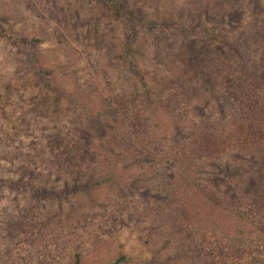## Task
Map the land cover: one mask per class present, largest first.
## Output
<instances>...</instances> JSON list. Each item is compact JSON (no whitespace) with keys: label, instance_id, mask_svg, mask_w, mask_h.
<instances>
[{"label":"rangeland","instance_id":"374dc122","mask_svg":"<svg viewBox=\"0 0 264 264\" xmlns=\"http://www.w3.org/2000/svg\"><path fill=\"white\" fill-rule=\"evenodd\" d=\"M263 21L264 0H0V264H197L172 155L223 124L239 38ZM190 174L254 211L264 147Z\"/></svg>","mask_w":264,"mask_h":264},{"label":"trees","instance_id":"16d2710c","mask_svg":"<svg viewBox=\"0 0 264 264\" xmlns=\"http://www.w3.org/2000/svg\"><path fill=\"white\" fill-rule=\"evenodd\" d=\"M260 24L239 38L248 59L242 75H232L224 83L223 124L195 123L186 142L172 155L173 164L187 171L177 183L174 226L183 235V245L194 247L191 257L197 264H264V188L258 192L261 199L254 211L231 209L204 190L196 176H188L199 163L226 157L249 143L256 149L264 147V141L258 140L264 139V101L259 93L264 88V68L250 66L256 65L254 54L264 44V21ZM0 34L7 37L3 31ZM125 261L121 257L117 263Z\"/></svg>","mask_w":264,"mask_h":264}]
</instances>
